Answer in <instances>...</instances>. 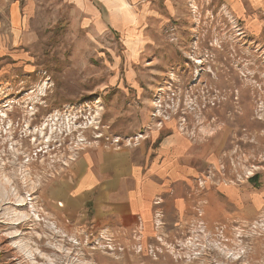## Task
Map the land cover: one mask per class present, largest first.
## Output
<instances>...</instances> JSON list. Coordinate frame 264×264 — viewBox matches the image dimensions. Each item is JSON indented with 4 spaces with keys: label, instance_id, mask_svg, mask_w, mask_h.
Returning a JSON list of instances; mask_svg holds the SVG:
<instances>
[{
    "label": "rangeland",
    "instance_id": "rangeland-1",
    "mask_svg": "<svg viewBox=\"0 0 264 264\" xmlns=\"http://www.w3.org/2000/svg\"><path fill=\"white\" fill-rule=\"evenodd\" d=\"M94 3L0 0V264H264V38L221 0ZM99 148L162 173L143 232L59 212Z\"/></svg>",
    "mask_w": 264,
    "mask_h": 264
},
{
    "label": "crops",
    "instance_id": "crops-1",
    "mask_svg": "<svg viewBox=\"0 0 264 264\" xmlns=\"http://www.w3.org/2000/svg\"><path fill=\"white\" fill-rule=\"evenodd\" d=\"M66 1L69 4L85 6V11L90 12L89 8L94 10V1L104 2L105 0ZM221 4L228 18L237 22L248 35L254 38H264V0H221ZM89 153L92 158L88 157L94 161V164L85 158L79 161L73 171L74 180L72 181L76 183L70 186L69 183L60 185L61 187L58 188L59 192L53 199L63 206L59 212L75 220L84 212L88 203L93 204L96 215L97 207H101L103 201H106L111 206L106 211L110 215L118 214L123 228L141 229L143 232L147 224L146 213L151 210L155 198L159 196L155 192L151 194L152 190L160 187L159 181L162 178L157 165L155 168L151 167V170L145 174L143 171L146 167L139 164L134 165L132 159L131 166H129L128 157L124 153L102 148ZM173 160L167 158L166 165L174 164ZM154 170L156 172H153ZM109 174L115 176L108 177ZM123 176H125L124 179ZM235 190H237L238 198L239 190ZM114 206H116L115 209H113Z\"/></svg>",
    "mask_w": 264,
    "mask_h": 264
}]
</instances>
